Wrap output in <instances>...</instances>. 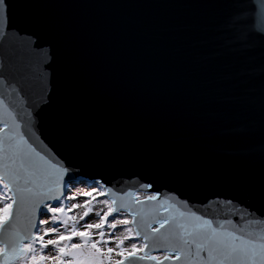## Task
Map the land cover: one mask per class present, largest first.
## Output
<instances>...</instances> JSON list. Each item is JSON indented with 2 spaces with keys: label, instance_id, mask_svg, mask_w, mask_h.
<instances>
[{
  "label": "snow or ice",
  "instance_id": "snow-or-ice-1",
  "mask_svg": "<svg viewBox=\"0 0 264 264\" xmlns=\"http://www.w3.org/2000/svg\"><path fill=\"white\" fill-rule=\"evenodd\" d=\"M46 7L0 0V264H264V0H210L178 29L226 72L202 89L218 176L111 166L77 143L85 69Z\"/></svg>",
  "mask_w": 264,
  "mask_h": 264
},
{
  "label": "water",
  "instance_id": "water-1",
  "mask_svg": "<svg viewBox=\"0 0 264 264\" xmlns=\"http://www.w3.org/2000/svg\"><path fill=\"white\" fill-rule=\"evenodd\" d=\"M34 2L46 5L43 11L61 24L69 52L85 69L73 113L77 143L111 166L148 162L171 171L223 174V162L208 151L219 139L208 120L216 105L202 89L227 88L226 72L220 61L216 72L204 71L206 61L196 51L202 45L190 47L178 31L205 22L196 6L210 0ZM132 72L138 84L130 82ZM161 72L171 77L163 88L157 87Z\"/></svg>",
  "mask_w": 264,
  "mask_h": 264
},
{
  "label": "rangeland",
  "instance_id": "rangeland-1",
  "mask_svg": "<svg viewBox=\"0 0 264 264\" xmlns=\"http://www.w3.org/2000/svg\"><path fill=\"white\" fill-rule=\"evenodd\" d=\"M83 185H78V187H82ZM98 210H99V206H98ZM93 218H95V217H93ZM119 233H117V235H118Z\"/></svg>",
  "mask_w": 264,
  "mask_h": 264
}]
</instances>
